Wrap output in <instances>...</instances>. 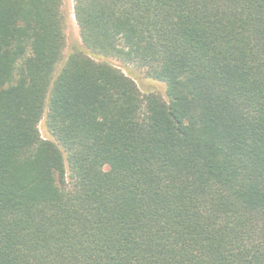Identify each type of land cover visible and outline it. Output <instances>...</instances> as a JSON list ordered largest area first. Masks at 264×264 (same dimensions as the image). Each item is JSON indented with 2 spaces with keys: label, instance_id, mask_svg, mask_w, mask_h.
<instances>
[{
  "label": "trees",
  "instance_id": "obj_1",
  "mask_svg": "<svg viewBox=\"0 0 264 264\" xmlns=\"http://www.w3.org/2000/svg\"><path fill=\"white\" fill-rule=\"evenodd\" d=\"M63 5L0 0V264H264V0Z\"/></svg>",
  "mask_w": 264,
  "mask_h": 264
},
{
  "label": "rangeland",
  "instance_id": "obj_2",
  "mask_svg": "<svg viewBox=\"0 0 264 264\" xmlns=\"http://www.w3.org/2000/svg\"><path fill=\"white\" fill-rule=\"evenodd\" d=\"M63 10L67 16V26L65 27V34H66V47L64 49V58L67 56L68 53L73 51V47L76 43L81 44L80 34H79V27L76 22V18L74 15V0H64ZM97 60H107L113 65L122 69L127 75L132 77L136 80L139 88L143 92L154 91L159 93L160 95L166 97V84L162 81L153 80L147 77L145 73V69L135 65H124L123 62L117 60L116 58H102V57H95ZM60 66V63L57 65V68ZM40 131L44 136V127L43 122L39 124Z\"/></svg>",
  "mask_w": 264,
  "mask_h": 264
}]
</instances>
